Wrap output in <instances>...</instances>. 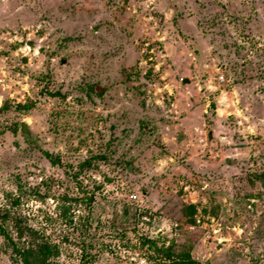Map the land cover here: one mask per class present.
<instances>
[{
	"label": "rangeland",
	"instance_id": "rangeland-1",
	"mask_svg": "<svg viewBox=\"0 0 264 264\" xmlns=\"http://www.w3.org/2000/svg\"><path fill=\"white\" fill-rule=\"evenodd\" d=\"M0 107V211L55 264H264V0H0Z\"/></svg>",
	"mask_w": 264,
	"mask_h": 264
},
{
	"label": "trees",
	"instance_id": "trees-1",
	"mask_svg": "<svg viewBox=\"0 0 264 264\" xmlns=\"http://www.w3.org/2000/svg\"><path fill=\"white\" fill-rule=\"evenodd\" d=\"M28 103L18 102L15 108L27 109ZM0 109H3L0 107ZM6 109V108H5ZM23 123V122H22ZM26 125L25 123L22 124ZM25 137L28 136V132H23ZM45 155L49 157L52 163H56L58 160L53 157L49 152L45 151ZM90 159L83 160L81 165L90 164ZM100 186H96L99 188ZM86 199L92 201L94 195L91 193L89 196H85ZM73 199V198H71ZM74 200V199H73ZM12 221V227L9 228L7 221ZM0 234L7 240V247L10 249V261L14 264H55L56 258L60 253V247L56 243H51L44 232L29 226L28 224H22L21 220L17 216H12L10 210L4 209L0 211ZM3 222L6 223L4 226ZM149 241V240H148ZM90 247H95V244H88L81 242V249L79 252V264H92L93 255L88 250ZM156 247V245H155ZM163 258L158 264H200L198 261L192 259L189 255L173 254L170 247L157 248Z\"/></svg>",
	"mask_w": 264,
	"mask_h": 264
},
{
	"label": "water",
	"instance_id": "water-1",
	"mask_svg": "<svg viewBox=\"0 0 264 264\" xmlns=\"http://www.w3.org/2000/svg\"><path fill=\"white\" fill-rule=\"evenodd\" d=\"M187 81H188V78H186V77L182 79V83H185Z\"/></svg>",
	"mask_w": 264,
	"mask_h": 264
},
{
	"label": "built area",
	"instance_id": "built-area-1",
	"mask_svg": "<svg viewBox=\"0 0 264 264\" xmlns=\"http://www.w3.org/2000/svg\"><path fill=\"white\" fill-rule=\"evenodd\" d=\"M221 79H222V76H221Z\"/></svg>",
	"mask_w": 264,
	"mask_h": 264
}]
</instances>
